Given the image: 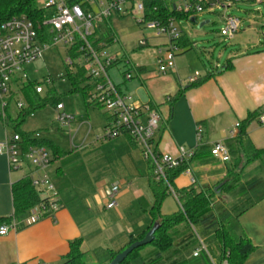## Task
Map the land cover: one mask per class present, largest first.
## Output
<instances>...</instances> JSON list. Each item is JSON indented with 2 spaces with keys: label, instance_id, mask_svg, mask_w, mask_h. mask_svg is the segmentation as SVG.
Masks as SVG:
<instances>
[{
  "label": "crops",
  "instance_id": "0c3cea01",
  "mask_svg": "<svg viewBox=\"0 0 264 264\" xmlns=\"http://www.w3.org/2000/svg\"><path fill=\"white\" fill-rule=\"evenodd\" d=\"M132 4L134 2H128V7ZM129 16H117L112 20L116 35L113 46H119L116 55L130 62L128 55L137 49L166 48V38L147 36L136 29L141 27L136 23L118 32L119 25ZM197 17L198 14L194 18L196 21ZM145 39L147 45L143 46L141 41ZM244 47L243 50L231 49L226 60V55H221L219 63L210 70L198 56L192 55L193 52L182 51L178 56L185 55L175 59V69L167 75H158L157 69L133 65L139 71L144 70L136 73L131 81H124L128 83L126 91L119 87L124 93L134 95V101L152 104L158 110L162 121L156 144L161 155L177 158L182 151L195 150L197 128H203V147L188 168L196 180L197 190L215 191L217 186L227 183L230 172H238L235 164L244 151L236 147L237 139H232L230 132L236 124L264 110V40H258L253 48ZM228 65L232 67L227 69ZM195 73L201 77L196 84L190 85L189 79ZM179 93L182 94L177 97ZM8 129L0 119V141L12 137ZM246 133L244 149L264 151V124L251 121ZM38 138L51 142L61 151L46 170L57 188L60 208L54 218L37 223H28L29 212L15 218L12 186L31 169L11 172L7 158L0 156V227L13 219L18 223L16 230L0 235V264H63L75 241H81V251L86 253L90 264H109L114 253L123 250L132 237L142 235L152 223L149 214L154 204L151 166L127 136L104 137L101 141L100 146L106 149L112 164L106 172L82 166L89 155L86 149H80L83 146L76 149L72 146L67 151L49 136ZM218 142L227 143L230 150L231 146L235 148L236 153H231L229 163H222L210 155L211 147ZM49 169L52 171L48 172ZM187 171L175 180L177 189L192 186ZM16 174L20 178L14 179ZM241 179L235 191L222 195L224 198L233 195L234 199L226 213L247 200L253 202L246 213L232 220L231 228L236 236L248 238L255 246L245 264H264V155L246 166ZM112 185L120 186L116 196L118 206L107 209L103 187ZM250 185L253 186L247 195L240 196L241 188ZM187 230L189 228L183 226L178 236H183Z\"/></svg>",
  "mask_w": 264,
  "mask_h": 264
},
{
  "label": "built area",
  "instance_id": "2783aa9c",
  "mask_svg": "<svg viewBox=\"0 0 264 264\" xmlns=\"http://www.w3.org/2000/svg\"><path fill=\"white\" fill-rule=\"evenodd\" d=\"M252 2L255 5L264 4V0H190L184 5L178 6L179 11L189 13L195 10L196 14L205 10L230 8L229 4ZM126 0H85L84 6H69L64 0H41L39 6L47 11L44 24L49 26L52 38L44 42L36 30L33 22L25 15L12 17L0 25V108L5 117L11 111L12 106L17 111L27 107L23 89L31 80L26 67L43 58V54L49 48L64 45L67 52L65 66L71 72L82 69L86 73L88 81L82 87L86 90L88 101L97 107L104 108L110 117L105 127V139H115L121 136L129 137L134 145L141 150L144 159L151 166V171L156 181H165L169 186L170 194L176 199L173 187L168 183V172L180 168L192 160L196 153L203 147V128H197L198 146L195 150L182 151L177 158L161 155L157 151L156 134L160 129L161 116L151 104H141L134 101L133 97L124 93L116 86L108 74L117 61L125 62L123 78L131 81L137 68L127 60L123 61L120 55H110L108 46L104 42L93 44L92 39L96 33L103 32V26L107 20L117 16H131L136 23L150 31L155 38H166L167 45L160 50L158 58V75H167L175 69V58L182 51L178 42L183 35L175 26V21L162 23L148 21L145 18L144 0H139L128 9ZM206 6V8L204 7ZM225 26L221 30V36L227 40H233L235 35L242 30L243 23L240 18L230 15L224 16ZM116 40L114 41V44ZM141 45H147V40L141 41ZM201 75L195 73L189 79V84H196ZM44 82L49 85L52 80L48 77ZM38 94L44 95L43 86L36 88ZM59 112L58 120L64 126H70L74 120L64 111L62 103L56 106ZM260 124H264V110L257 118ZM241 131L238 123L230 132L232 139H237ZM39 135H36L38 138ZM210 155L221 161H231V150L227 143L218 142L210 149ZM0 156L8 160L11 172H24L31 169L25 178L30 179L32 186L39 190L47 202L32 208L29 213L28 223H37L46 218H54L59 210L58 191L46 170L53 162V155L45 146H32L24 148L21 137L14 134L10 139L0 141ZM191 184L196 185V180L190 170L187 171ZM120 191L119 185L104 186L103 193L106 198L107 209L118 206L116 196ZM17 221L13 219L10 224L0 227V235L5 236L10 230H16ZM206 251V248H198L193 257L197 258ZM44 264V263H38ZM227 264V262H225Z\"/></svg>",
  "mask_w": 264,
  "mask_h": 264
},
{
  "label": "trees",
  "instance_id": "16d2710c",
  "mask_svg": "<svg viewBox=\"0 0 264 264\" xmlns=\"http://www.w3.org/2000/svg\"><path fill=\"white\" fill-rule=\"evenodd\" d=\"M40 1L41 0H0V25L12 17L25 15L33 22L44 42H49L52 35H50L49 26L44 24L47 11L39 6ZM64 1L69 6L79 4L85 7V0ZM144 7L146 20L162 22L164 24L169 23L171 20L190 21L197 15L195 10L189 13L179 11L177 5H173L166 0H144ZM204 7L206 8V6ZM102 30L103 32L96 33V37L92 39L91 42L93 44L104 42L108 46H113L114 41L116 40V35L112 27L111 19L107 20ZM178 44L183 53L191 51L194 46L188 35L184 32ZM119 63H121V61H117L114 66H117ZM231 67V65H228L226 68L230 69ZM143 70L144 69H141L140 71ZM140 71L136 70V73H139ZM66 77L71 81L72 91L82 93L86 100H88L86 90L82 87V85L88 81L85 71L77 69V71L71 72L69 68H66L65 78ZM39 85H41V82L31 81L29 85L24 87L23 94L27 107L19 112L16 119H13L9 113L3 117L1 108L0 119L5 123L7 128L12 129L21 137L22 145L25 149L32 146H45L52 153L53 158H56L61 154L58 147L54 146L49 141L36 138L35 133H24L21 131V127L28 116L33 115L38 110L44 109L48 105L55 104L57 106L61 103L60 98L57 96L54 89H50L46 97L42 94H38L36 88ZM181 94L182 93H179L177 97L181 96ZM89 105L94 104L90 103ZM151 106L156 108L152 104ZM258 116L259 114H254L241 124V131L237 138L236 147L241 148L244 153L238 158L235 164V169L238 170V172L233 170L228 174L227 183L219 190V193L213 190H197L194 187L195 185L184 189H177L175 187V180L188 170L189 162H192L198 157L197 152L195 157L188 163L182 165L178 169L168 172V183L175 190L179 210L173 215L163 216L161 213V207L166 197L170 194L169 186L165 181H156L151 171L150 186L154 197V204L150 209L149 214L152 223L148 230L142 235L137 238L132 237L129 244L123 250L114 253L113 259L133 243L143 240L154 224L158 223L159 230L156 232L155 240L152 244L148 245L154 249L142 258L144 264H190L189 261L180 255L183 250L194 244L195 234L193 228L198 226H205L207 230H214L213 237L219 250L218 261L216 264H225V262H227V264H245L251 253L255 250V246L248 238L236 236L232 231L231 223L234 218L238 219L241 215L246 213L253 206V202L247 200L234 207L230 212L220 216L214 211L213 201L218 196L230 194L235 191L241 185V174L246 166L260 159L264 155L263 150H257L255 148L249 150L244 149V142L247 139L246 130L248 124L251 121L257 120ZM127 138L134 145L133 141L129 137ZM231 153H236L235 148L232 146ZM251 186L253 185H250L248 188H241L239 193L240 196H246L248 189H250ZM12 194L15 218H20L32 208L47 202V199L42 196L39 190L32 186L30 179L27 178H23L13 184ZM183 226L188 227L189 230L184 232L183 236H178V233ZM81 244V241L71 243L70 252L63 264H90L87 261L86 253L81 251ZM175 247H180V249H174ZM142 248L134 251L122 264H128L129 258L135 253H138ZM202 255L205 257L204 262L199 260L201 256L197 258L193 257L195 261L191 264H211L210 254L208 255V253L204 251Z\"/></svg>",
  "mask_w": 264,
  "mask_h": 264
},
{
  "label": "rangeland",
  "instance_id": "374dc122",
  "mask_svg": "<svg viewBox=\"0 0 264 264\" xmlns=\"http://www.w3.org/2000/svg\"><path fill=\"white\" fill-rule=\"evenodd\" d=\"M126 1L127 4L125 7L131 8V5L128 7V2H134V4H136L139 0ZM166 1L173 5L180 6L190 0ZM208 2L213 3L214 0H208ZM228 6H230V8H228L227 11H225V9L214 8L213 10H205L203 13H199L195 24L189 20L175 21L176 28L187 34L194 45L193 49L186 52V54L193 52L192 55H196L194 57L198 56L202 64H204L208 70L213 69L219 63L221 55L225 54L226 57L224 60H226L231 49L239 48L243 50L246 45L253 48L258 40H264V4L255 5L252 2L245 1L241 3L232 2ZM226 14L240 18L243 23L242 30L235 35L233 40H227L221 36V30L225 26L224 16ZM204 22L209 23L200 28V24ZM131 23L135 25L136 21L133 17L129 16L119 25L118 32L121 28L131 25ZM136 29L147 36L152 34L143 27H138ZM118 48L119 46H111L108 48V53L114 56ZM159 52L160 50L157 48L146 47L130 52L128 57L131 65L155 70L158 68ZM184 55L185 54H181L180 56L177 55L175 59ZM66 57L67 52L64 45L59 44L56 47L53 46L44 52L42 59L27 66L26 71L31 81L41 82V86H43L44 89V97L48 95L50 89L55 90V93L65 107L64 111H61V114L65 113L68 116H73L74 120L69 127L64 126L62 122L58 120L59 112L56 109V105H48L44 109L38 110L33 115L28 116L21 127V131L24 133H35L41 138L49 136L67 151H69L72 146H74V149L83 146V148L80 147V149H86L85 151L89 155L88 158L84 160L82 166L90 170L98 169L102 172H106L107 168L112 167V164L110 163L111 160L108 157L106 149L101 148L100 145H102L101 141L105 140V126L110 114H108L104 108L89 105V101L86 100L82 93L72 91L71 81L67 77L65 78ZM125 67V62H121L117 66L109 69L108 74L116 86H121L122 89L126 91L125 85L128 83L125 84V80L122 76L123 70H126ZM48 77L52 80V83L49 85L44 82ZM132 96L135 98L134 95ZM19 112L20 111L15 110L12 106L9 114L13 119H16ZM8 133L10 136L16 134L12 129H8ZM92 140L96 142H93V144L91 142ZM85 143L86 145H84ZM53 167L55 170V165ZM49 171L51 172L52 170L49 169L48 172ZM18 178H20L19 174L14 175V179ZM232 197L233 195L228 198L222 196L219 200L213 201L214 211L217 215L221 216L225 214L226 211H229L227 208H230V202L234 201ZM178 210L179 205L177 199L172 194H169L162 204V215L170 216L178 212ZM130 212H132V210H130ZM193 232L195 234L194 244L183 250L180 256L191 264L195 261L193 259L194 251L202 247L204 249L206 248L205 252L208 253V255L210 254L211 264H216L219 250L213 237L214 230H207L205 226H198L193 228ZM153 249L154 248L150 246L140 249L138 253H135L129 258L128 264H144L142 258ZM199 260L204 262L205 257L201 255Z\"/></svg>",
  "mask_w": 264,
  "mask_h": 264
},
{
  "label": "water",
  "instance_id": "95a60500",
  "mask_svg": "<svg viewBox=\"0 0 264 264\" xmlns=\"http://www.w3.org/2000/svg\"><path fill=\"white\" fill-rule=\"evenodd\" d=\"M192 23H196V20L192 18L190 20ZM206 23L201 24L199 27L202 28ZM226 184V182L220 184L215 188V192L219 193V190ZM159 230V224L156 223L152 227V229L146 234L143 240L137 241L126 248L123 252L119 253L110 264H122L127 260V258L137 249L148 246L153 243L155 240L156 232Z\"/></svg>",
  "mask_w": 264,
  "mask_h": 264
}]
</instances>
